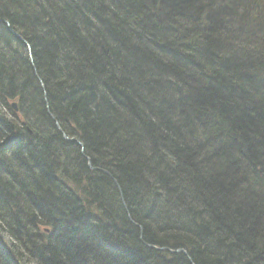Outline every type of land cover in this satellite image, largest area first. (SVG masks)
<instances>
[{
	"label": "trees",
	"instance_id": "16d2710c",
	"mask_svg": "<svg viewBox=\"0 0 264 264\" xmlns=\"http://www.w3.org/2000/svg\"><path fill=\"white\" fill-rule=\"evenodd\" d=\"M30 263L264 264V0H0V264Z\"/></svg>",
	"mask_w": 264,
	"mask_h": 264
},
{
	"label": "water",
	"instance_id": "95a60500",
	"mask_svg": "<svg viewBox=\"0 0 264 264\" xmlns=\"http://www.w3.org/2000/svg\"><path fill=\"white\" fill-rule=\"evenodd\" d=\"M6 25H7V28H8V30L10 31V33H12L18 40H20L22 43H24L25 44V46L27 47V49H28V51H29V56H30V58H31V52H30V46L28 45V43L27 42H25L23 39H22V37H20L19 35H17V34H15L14 33V31L13 30H11L10 28H9V25L6 23V22H4ZM11 107L13 108V110L15 111V112H17L18 111V109H17V104L16 103H12V105H11ZM47 109H48V107H46ZM50 117H51V119H52V121H54L55 122V119H54V117L50 114ZM55 125H56V127L58 128V130H59V132L62 134V137L64 138V140H66V141H69V142H75V143H77L80 147H81V150L83 149V146H82V144L79 142V141H77L76 139H74V138H69L62 130H61V128L59 127V125L55 122ZM91 163H90V159L87 157V165L90 167V169H93L92 167H91V165H90ZM97 171H100V172H102L103 174H105L106 176H108V177H110L111 179H113L112 177H111V175L108 173V172H106V171H102V170H99V169H97ZM114 182H115V180H114ZM135 225V224H134ZM137 226V225H136ZM138 229H139V232H140V239L142 238V232H143V229H142V227H138ZM148 247L150 248V249H154V250H156V251H161V252H164V251H166V252H168V253H171V254H176V253H182V254H184L185 256H186V253L183 251V250H176V251H173V250H168L167 248H158V247H156V246H153V245H148Z\"/></svg>",
	"mask_w": 264,
	"mask_h": 264
},
{
	"label": "rangeland",
	"instance_id": "374dc122",
	"mask_svg": "<svg viewBox=\"0 0 264 264\" xmlns=\"http://www.w3.org/2000/svg\"><path fill=\"white\" fill-rule=\"evenodd\" d=\"M12 103H16L15 101L14 102H12ZM12 103L10 104V107H11V105H12ZM17 104V103H16ZM12 108V107H11ZM17 109H18V106H17ZM47 109V108H46ZM12 110H13V108H12ZM14 111V110H13ZM47 111H48V109H47ZM15 112V111H14ZM18 112V111H17ZM60 127V126H59ZM58 129V128H57ZM59 131V130H58ZM30 264H32V263H30Z\"/></svg>",
	"mask_w": 264,
	"mask_h": 264
}]
</instances>
